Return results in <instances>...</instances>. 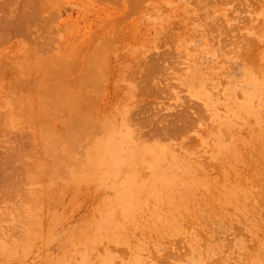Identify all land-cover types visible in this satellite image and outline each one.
<instances>
[{
  "label": "rangeland",
  "instance_id": "1",
  "mask_svg": "<svg viewBox=\"0 0 264 264\" xmlns=\"http://www.w3.org/2000/svg\"><path fill=\"white\" fill-rule=\"evenodd\" d=\"M0 264H264V0H0Z\"/></svg>",
  "mask_w": 264,
  "mask_h": 264
},
{
  "label": "bare ground",
  "instance_id": "2",
  "mask_svg": "<svg viewBox=\"0 0 264 264\" xmlns=\"http://www.w3.org/2000/svg\"><path fill=\"white\" fill-rule=\"evenodd\" d=\"M259 1V0H258ZM209 2V1H208ZM234 2V1H233ZM133 3V2H132ZM223 4V3H222ZM232 4V3H231ZM255 10V9H254ZM211 11V10H210ZM239 11V10H238ZM235 15H237V14H235ZM242 15V14H241ZM245 15H247V14H245ZM25 16V15H24ZM238 16V15H237ZM230 21V20H229ZM237 22V21H236ZM239 22V21H238ZM212 24V23H211ZM239 24H240V22H239ZM254 27V26H253ZM230 28H231V26H230ZM37 30V29H36ZM220 31V30H219ZM226 31V30H225ZM241 31V30H240ZM41 32V31H40ZM232 33H233V31H232ZM215 35V34H214ZM233 35V34H232ZM234 36V35H233ZM37 37V36H36ZM223 37V36H222ZM221 41V40H220ZM246 41V40H245ZM226 47V46H225ZM45 50V49H44ZM223 50H225V49H223ZM98 53V52H97ZM94 56V55H93ZM100 63V62H99ZM95 66V65H94ZM7 67V66H6ZM89 71V70H88ZM165 71V70H164ZM88 73V72H87ZM91 75V74H90ZM93 76V75H92ZM154 84V83H153ZM144 85V84H143ZM77 90V89H76ZM83 90V89H82ZM59 96V95H58ZM75 96V95H74ZM71 97V96H70ZM69 98V97H68ZM78 98V97H77ZM79 99V98H78ZM74 100V99H73ZM72 102V101H71ZM60 103V102H59ZM81 103V102H80ZM40 105V104H39ZM28 106V105H27ZM78 107V106H77ZM56 109V108H55ZM24 112V111H23ZM26 112V111H25ZM24 112V113H25ZM54 112V111H53ZM63 112V111H62ZM22 113V112H21ZM21 113H20V115H21ZM71 113V112H70ZM73 114V113H72ZM78 115H79V113H78ZM25 116V115H24ZM30 117V116H29ZM33 117V116H32ZM37 118V117H36ZM31 119V118H30ZM33 119V118H32ZM70 120V119H69ZM72 120H74V119H72ZM67 122V121H66ZM68 126H69V124H67ZM54 131H55V129H54ZM30 140V139H29ZM70 150V149H69ZM47 152V151H46ZM69 162V161H68ZM70 162H72V161H70ZM37 164V163H36ZM82 164V163H81ZM115 234V233H114ZM107 235H108V233H107ZM116 235V234H115ZM115 235H113V236H115ZM104 236V235H103ZM110 237V236H109ZM116 237V236H115ZM116 239V238H115ZM113 240H114V238H113Z\"/></svg>",
  "mask_w": 264,
  "mask_h": 264
}]
</instances>
